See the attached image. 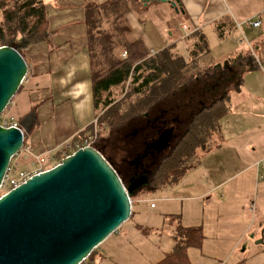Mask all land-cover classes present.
<instances>
[{
	"label": "crops",
	"instance_id": "1",
	"mask_svg": "<svg viewBox=\"0 0 264 264\" xmlns=\"http://www.w3.org/2000/svg\"><path fill=\"white\" fill-rule=\"evenodd\" d=\"M115 1L43 0L51 35L25 50L26 80L8 108L10 120L15 118L23 132L24 164L30 162L26 170L51 158L94 123L97 111L92 97L84 6ZM118 4L123 10L125 37L129 41H140L151 55L171 48L174 55L188 62L195 41L192 36L202 34L209 50L204 58L209 63L204 69L230 75L231 83L235 82L231 88L224 84L227 111L208 147L196 152L194 166L173 186L154 191L168 189L167 196L159 199L160 210L174 224L164 228L155 221L150 227L148 234L169 230V235L161 237L168 241L166 249L169 245L170 252L153 264L172 252L178 226L204 230L205 212L209 221L217 220L209 226V233L218 234L220 219L225 217L234 222L239 220L242 233L258 239L256 244L264 243V0H178V12L168 0H120ZM127 13L128 17H124ZM256 20L260 26L253 29L249 22ZM178 46L186 50L185 57L176 50ZM238 56L253 61L255 68L249 69L245 63L234 64ZM219 96L210 101L199 99L197 110ZM81 103L90 105L86 113L74 108ZM142 202L141 197L131 201L134 215ZM150 208H154L153 204ZM128 230L131 231V226ZM112 237L118 239L111 235L105 246L111 242L109 246L113 248L108 253L103 246L93 264H109L110 254L125 257L126 251H131L134 264V253L138 252L139 257L161 248V243L154 247L141 235L131 234V242L127 244L116 243ZM202 245L195 249L202 251Z\"/></svg>",
	"mask_w": 264,
	"mask_h": 264
},
{
	"label": "trees",
	"instance_id": "2",
	"mask_svg": "<svg viewBox=\"0 0 264 264\" xmlns=\"http://www.w3.org/2000/svg\"><path fill=\"white\" fill-rule=\"evenodd\" d=\"M119 1L101 5L85 4L84 6L93 104L97 112L99 108L102 110L99 112L101 114L96 115V122L98 125H105L109 131L125 125L129 120L147 114L148 110L158 102L175 95L177 91L189 86L195 80L209 74L213 76L216 73L212 68L199 70L198 65L195 64L197 59L209 55L207 41L202 34L196 33L192 36L196 42L193 43L189 53L190 63L172 54L171 48H165L151 55L140 41L131 42L123 36L117 39L113 33L118 32L116 24L120 17H123ZM110 19L112 32L108 30L109 27L107 29L109 32L101 28L102 22ZM122 31L126 33L127 29L124 27ZM50 35L43 0H0V47L13 48L24 59V52L27 48L46 41ZM120 46L121 52L114 54L115 49ZM123 53L125 57H122ZM233 63L236 65L245 63L249 69L255 68L253 61L245 57L242 60L238 56ZM193 69L197 71L193 73ZM129 80L131 91L128 97H135V99L131 101L128 108H122L127 99L117 102L102 100L104 94ZM227 99V93L223 92L192 114L180 139L159 161L148 188L143 187L140 190L151 192L176 184L185 172L194 166L196 152L206 149L211 138L219 130L220 120L227 111ZM16 125L18 127L17 123ZM87 134H93V124L74 137L70 143L72 145L82 144ZM98 136L93 143H96ZM94 144L91 147L99 151ZM61 155L62 152L57 153L53 160L59 162L66 157V154ZM192 158H194L193 162L190 161ZM134 194L136 193H133L130 199ZM175 232L172 252L155 264H189L187 249L200 248L204 240L201 227L178 226ZM97 253L98 248L82 264H92ZM238 264L244 263L239 262Z\"/></svg>",
	"mask_w": 264,
	"mask_h": 264
},
{
	"label": "water",
	"instance_id": "3",
	"mask_svg": "<svg viewBox=\"0 0 264 264\" xmlns=\"http://www.w3.org/2000/svg\"><path fill=\"white\" fill-rule=\"evenodd\" d=\"M168 3L179 11L178 0ZM27 72L15 49L0 47V116ZM23 144L21 129L0 125V186ZM141 187L126 188L93 147L76 150L0 196V264H82L128 221L130 197Z\"/></svg>",
	"mask_w": 264,
	"mask_h": 264
},
{
	"label": "rangeland",
	"instance_id": "4",
	"mask_svg": "<svg viewBox=\"0 0 264 264\" xmlns=\"http://www.w3.org/2000/svg\"><path fill=\"white\" fill-rule=\"evenodd\" d=\"M128 14L129 13H127V15H125L124 17H128ZM123 20L124 19L121 16L120 20L116 24L118 32L113 33L117 39L122 36L123 38H125L126 36V33H123L122 31V29L125 27L123 25ZM110 22L111 19L105 23L103 21L101 28L106 29V31L109 30L112 32L111 25L109 24ZM126 40L128 39L126 38ZM194 42H196V40ZM210 43L212 42L210 41ZM121 49V46L115 49L114 54L117 55L118 53H120ZM176 50L180 53V55L185 57L186 50H184L181 46H178ZM206 57L207 56H203L201 59H197V62L195 64L198 65L197 68L199 70H205L204 66H207V63H209L204 59ZM189 59H191L190 56ZM190 62L191 61L188 60V63ZM196 71V69L192 70L193 73H195ZM231 81L232 80L230 78V75L225 76V73H217L212 77L204 76V78L200 79L199 81L195 80L183 90L177 91L175 95L169 97L168 99L158 102L155 106L148 110L147 114L133 120H129L125 125L118 127L112 131H109V129L106 128L105 125L101 126L102 130L98 129L100 125L97 124L95 119V123H93V133L97 130L96 136H99L96 143L94 142L95 144L92 143V145L94 144L99 149V153L107 159V162L110 164L113 170L116 171L117 175L122 179V181H124V183L127 182V177L130 174L131 177L134 175V173L147 176L151 173L159 157L168 154L170 148L173 146L176 140L175 135H173L169 138L167 145L161 151L155 153L152 157L149 156L147 160L146 158L138 159L140 161V164L142 163V165L135 169V156L139 155V153H142V151L146 147L145 144L149 142V139L153 134L152 129L160 127L165 122L170 121L172 118L171 115L173 113H176L180 118V121L177 122L176 130L183 131L184 125L182 122H185L193 113H195V111H197V104L199 102V99L210 101L215 95H221L224 91V84H227L229 88L234 85L233 83L235 82L231 83ZM130 91L131 82L129 80L124 84L111 89L109 93L104 94L102 96V100L104 101L108 99L111 102H117L122 99H127V101H125L126 103L122 105V108L126 109V107L128 108L129 105H131V101H134L135 99V97H128ZM8 108L0 116L1 126H7L10 121L16 122V120H14V117L13 120H10V116L8 115ZM100 109L101 108H99V111L96 114L97 116L101 114L99 113L100 111H102ZM88 135L89 134H87V136ZM67 144H70V149L63 147L61 150L53 154L51 158H55L57 156V153L59 152H62L61 156H64L65 154H71L74 150V146L77 145V143H75V145H72L70 142ZM22 154H25L24 148L21 149V151L11 160L13 162L12 164H14L15 166V168H13L16 171H34L39 165L43 166L44 170H48L60 162L55 159L51 160V158L47 160L43 159L39 161L37 166L35 165L36 168L33 167L32 169L26 170L27 168H30V166H28L30 162L28 164L26 162L25 165L24 162L26 158L23 159ZM193 160L194 158L190 159V161L192 162ZM17 162L19 164V167L17 165ZM173 185L174 184L167 186ZM166 190L168 189L157 192H149L145 190H138L137 192H135L136 194L132 196L131 201L136 197H141L143 201L139 205L140 207L138 208V212L135 215L131 212V216L128 221H126L116 233L112 234L113 236H118V239L116 237H112L111 239L116 243H130L131 234L139 237L141 235L145 242L153 245L154 247H159V243H161V248L159 251L153 249L150 250L148 254H139V257H137L138 252L134 253V264H139V262H141L142 264H153L154 261L160 259L162 256H164V254L170 252L169 245L166 249L168 241L165 237H161L162 234L169 235V230L166 233L153 232L152 234H148L150 232V227L155 223V221H158L164 228H168L171 224H174L172 219L169 216L164 215L160 210L161 200L159 199L163 196H167V193H165ZM201 190L204 191L203 189ZM189 192L190 191H188L187 193ZM150 204H153L154 208H150ZM207 214L208 213L205 212L204 216V219L206 220L205 223H207L206 228L203 230V228L201 227L203 236L206 238L204 244L202 245V251H199V249L195 248H189V250L187 249L189 252V264H202V262L206 264H235L236 262H243L244 264H264V243L256 244L258 239L252 238L251 234L246 236L245 233H242V228L239 224V220L237 222H234L232 220H228L225 217H223L222 219L221 217L218 234L209 233V226H213L214 222L216 224L217 220L213 221L212 219L211 221H209V214L208 216ZM130 226L131 231L128 230ZM105 244L106 243L104 241L98 247V251L101 250V248L104 246V252L109 253V250L113 248L112 246H109L111 242L107 243L106 246ZM129 247L128 249L131 250V246ZM243 247L245 249L243 252H241V249ZM110 255H112V262L109 264H131V251L123 252V255H127L125 257L120 253H114ZM92 257L93 255L90 257V259Z\"/></svg>",
	"mask_w": 264,
	"mask_h": 264
},
{
	"label": "flooded vegetation",
	"instance_id": "5",
	"mask_svg": "<svg viewBox=\"0 0 264 264\" xmlns=\"http://www.w3.org/2000/svg\"><path fill=\"white\" fill-rule=\"evenodd\" d=\"M166 110V109H165ZM163 110V111H165ZM165 113V112H164ZM194 114V113H193ZM172 118L170 121L168 122H165L163 125H161L160 127H156L155 129H152L153 130V134L152 136L150 137L149 139V142H147L145 145L146 147L144 148V150L142 151V153H139V155H136L135 158H136V162H135V169H137L139 166L142 165V163L140 164V161L138 159L140 158H143L146 160L148 159L149 156H153L155 153L161 151L166 145H167V142L165 143L164 146L161 145V141L163 139H165L167 136L168 138H170L171 136L175 135V143H177V141L180 139V137L182 136V134L184 133L185 131V125L187 123V121L189 120V118L192 116H190L185 122H182L183 125H184V128H183V131H178L176 130V126H177V122L180 121V118L179 116L176 114V113H173L172 115ZM169 140V139H168ZM175 143L173 144V146L175 145ZM172 146V147H173ZM171 147V148H172ZM170 148V149H171ZM170 151V150H169ZM167 155V154H166ZM166 155H163L161 157H159L158 161L156 162L154 168L152 169L151 173L149 175H141V174H137V173H134V175L131 177V174L128 175L127 177V182L124 183V181H122L123 185L126 187V188H129L131 189V184L135 181H137L138 183L142 184V187H147L148 188V185L150 183V180H151V177L154 175V172H155V169L159 163V161L165 157ZM131 166V164H130ZM116 172V171H115ZM145 177V178H144ZM142 178H144V181L142 182Z\"/></svg>",
	"mask_w": 264,
	"mask_h": 264
},
{
	"label": "built area",
	"instance_id": "6",
	"mask_svg": "<svg viewBox=\"0 0 264 264\" xmlns=\"http://www.w3.org/2000/svg\"><path fill=\"white\" fill-rule=\"evenodd\" d=\"M249 26L251 28H253V29H257L260 26V22L258 20L253 21V22H249ZM122 57H125V53L122 54ZM101 126L102 125H100L98 127V129L102 130ZM3 127L4 128H9V127L17 128V125H16L15 122L10 121V123H8L7 126H3ZM96 133H97V130L93 134H89L82 141V144L75 145L74 146V150L72 151V153L75 152L78 149H81V148L91 147L93 141L96 138ZM64 147L68 148V149L71 148L70 144H66ZM23 148L24 147H22V149ZM71 154H69V155H71ZM69 155H66V157L69 156ZM12 163L13 162L11 161V163L9 164V166H8V168L6 170V173L4 175L3 182H2V184L0 186V196L10 192L11 190H14L15 188L19 187L22 184H25L26 181L29 180L32 176L45 171L43 169V166H41V165H39L34 171H16V170H14L15 166Z\"/></svg>",
	"mask_w": 264,
	"mask_h": 264
},
{
	"label": "clouds",
	"instance_id": "7",
	"mask_svg": "<svg viewBox=\"0 0 264 264\" xmlns=\"http://www.w3.org/2000/svg\"><path fill=\"white\" fill-rule=\"evenodd\" d=\"M74 108H76L79 111H83L86 113L89 110L90 105H86V104L81 103V104L74 105ZM83 117L84 116H81L80 118H83Z\"/></svg>",
	"mask_w": 264,
	"mask_h": 264
}]
</instances>
